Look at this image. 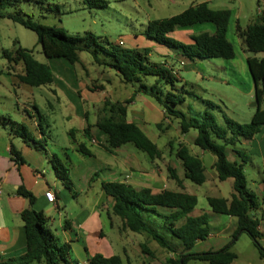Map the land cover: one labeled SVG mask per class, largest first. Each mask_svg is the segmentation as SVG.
Here are the masks:
<instances>
[{
	"label": "rangeland",
	"instance_id": "rangeland-1",
	"mask_svg": "<svg viewBox=\"0 0 264 264\" xmlns=\"http://www.w3.org/2000/svg\"><path fill=\"white\" fill-rule=\"evenodd\" d=\"M105 1L108 2L107 8L90 9L84 4V0H22L17 7L8 9L5 12L13 13L21 10L35 22L43 26L61 29L70 36L83 37L87 33H92L96 37L101 38L102 43L108 41L111 44L120 45L119 42H123L125 47L130 46L133 42L138 43L141 47L139 48L140 50L146 48L151 50V60L153 62H170L167 67L173 68L174 76L182 79V81L179 80L176 83V86L178 90H184L185 102L178 109L187 118L198 119L201 114L208 111L215 117L217 124L222 127L226 125V119L239 124H247L251 121L250 114L256 109L252 107L255 102V86L247 66V58L262 59L264 58V53L254 54L247 52L245 44L237 35L236 27L237 24L242 28H246L251 24L262 23L263 17L260 14L263 13L264 15V0ZM206 2L214 10H231L232 18L227 37L234 47L235 59H197L191 66L184 67L180 62L172 61L169 58L170 56L162 58L157 52V44L145 35L148 23L176 16L193 5ZM190 29H193L197 34L215 31L213 24H199ZM14 41H16L15 44H13ZM17 42L19 46L32 50L39 62L48 64L55 76H62L59 68L62 64H67L68 67L74 68L80 80L87 85L89 84V87H93L94 90H92L100 96L99 98L103 99V102L105 101L104 99H109L112 102H125L135 92V88L132 85L122 83L115 71L106 66L96 64L90 52H80V63L76 65H70V63L62 59L46 58L42 53V45L38 44L37 36L33 31L15 24L9 19H0V69L5 71L0 76L2 84H5L0 86V113L4 106L7 111L11 112L4 116H9L18 123H22L20 120L21 115L29 119V115L23 110V102L26 100L21 98L19 101V112L11 106L14 98L11 95L10 78L7 76L6 70L12 73H19L23 71V66L13 64V68L10 69L8 62L2 57V50H14L17 47ZM165 50L171 53L168 49ZM98 57L101 61H110L108 56L103 53H100ZM148 80L150 84L154 81L151 77ZM99 84L104 85L106 92L102 90V86ZM49 89V87L32 88L29 113L32 114V110H35L33 105L35 102L33 101H36L38 116L42 120L45 139L47 140L46 142L42 141V145H45L44 150L49 153L50 158L57 155L69 168L72 162L75 166L83 163L88 158L78 151V146L84 143L90 151L96 152L99 162L113 164L118 157L119 160L122 159L131 163L136 169L143 168L150 171L153 168V161L146 153L136 149L133 144H127L122 147L116 156L107 152L98 144L90 143V138L85 136L81 129L83 124H95L96 114L94 109L92 107L88 108L89 117L87 120L82 121L80 117H76L70 110H66L62 103L58 105L55 102L56 97L60 95L58 90V94L55 96L54 92ZM54 89H57V86ZM158 106L161 111L162 108L160 105ZM150 114L145 115L146 119L152 125L155 134L159 136L155 138L154 142L163 151V158L159 160L158 170L156 171L159 182L158 189L161 191H184L195 195L198 199V204L192 216L197 217L207 214L211 233L213 236H220L224 240L219 241L215 237L207 239L199 242L191 252L197 254L208 253L217 251L220 245H222L221 249H223L232 244L230 251L236 254L237 258L231 264H264V257H262L253 239L247 233L240 234L234 242L233 236L236 231V224L232 223L231 220L236 222L235 218L210 213L211 209L207 198L230 199L234 181L232 179L220 181L218 178L213 177L215 171L211 170L209 161L215 157L210 153H206L203 158L201 155L202 150L194 145V139L197 137L198 131L192 129L187 135H182L179 125L180 120L172 118L166 120L165 117L162 120V130L158 131L155 123L160 122V120L155 118V115L152 116ZM8 129H0V153L5 150L6 142L13 138L10 136ZM71 129L74 130V137L67 133ZM7 136H9L8 139ZM258 140L264 142V133L258 135ZM180 143L185 144L193 155L203 159L207 178L204 184L197 185L184 178L182 165L176 157ZM249 150L244 141L240 140L235 146L227 148V154L230 158L232 156L236 157L239 162L241 160L235 152H243L248 156V162L244 167L248 189L258 194L260 186L264 185V161L261 156L251 155ZM168 168L175 169L178 176L184 180V189L179 188L177 183L170 178ZM102 175L103 173L101 172L98 176H94L91 188L87 193L75 195L73 189L72 192L67 193L66 200L63 202L64 208L61 211L62 216L59 217L58 213L50 216L51 219L56 220L54 225H51L48 221L49 227L55 235H63L60 221L64 224L68 221L74 225L85 217L83 209L90 207L97 200L96 195L100 192V178ZM252 215L260 222V242L264 248V205L260 209L253 211ZM142 216L145 220L150 217L151 224L167 239L168 243L175 249V252L161 248L146 234L139 235L130 232L117 217H114L115 221L111 223L105 213L103 215L104 231L110 233L112 225L113 231L119 236L121 243L124 242L120 247L113 245L115 254H117L113 256L122 257L125 264H172L171 261L177 262L183 254L189 253L184 252L181 242L167 231L163 225L164 218L158 217L153 213H142ZM94 225V220H90L86 228L90 229ZM49 227L47 225V228ZM65 234H67L68 239H73L70 259L75 264H81L79 257H81V254H85L83 247L78 248L77 252L75 248L73 249V247L77 246L75 235L68 230H66ZM93 238L90 241L92 245ZM142 246H146L150 254H145ZM187 264L209 263L200 260H189Z\"/></svg>",
	"mask_w": 264,
	"mask_h": 264
},
{
	"label": "trees",
	"instance_id": "trees-1",
	"mask_svg": "<svg viewBox=\"0 0 264 264\" xmlns=\"http://www.w3.org/2000/svg\"><path fill=\"white\" fill-rule=\"evenodd\" d=\"M21 1L0 0V18L9 19L33 31L37 36L38 44L42 45V53L46 58L63 59L71 65H76L80 63L79 53L88 51L94 57L96 64L115 71L122 83L132 85L135 94L153 98L163 109L166 119L180 120L182 135H187L192 129L198 131L194 145L215 157L214 170L218 179L234 181L230 199L207 198L212 213L235 218L237 223L234 242L240 234L247 233L264 257V248L260 242V222L252 215L253 211L264 205V190L259 196L248 189L244 172L249 159L246 154L235 152L241 162L230 161L227 154L229 146H235L240 140H254L264 128V58H247V66L255 86V100L258 102L251 121L247 124H239L226 119V125L222 127L208 111L201 114L198 119H189L178 109L185 102L184 90H178L176 86L179 79L165 63L151 60L150 49L128 48L108 41L102 43L101 38L92 33H87L83 37L70 36L61 29L35 22L21 10L13 13L5 12L17 7ZM84 4L90 9L108 7V2L105 0H84ZM231 18L232 12L228 9L214 10L207 2L200 3L176 16L149 22L145 35L159 47L168 49L191 62L197 59L234 60L236 53L227 37ZM199 24H213L214 33L203 32L192 35L188 43L170 37L176 30L190 29ZM236 32L245 44L247 52L264 53V19L262 23L251 24L246 28L237 25ZM100 53L107 55L110 61H101L98 57ZM2 57L9 63L10 69L13 68V64L23 66V74L18 75V78L29 87L41 88L53 85L55 76L51 67L39 62L32 50L19 46L18 42L14 50H3ZM150 77L154 80L151 84L148 80ZM131 101L132 99L114 103L106 101L96 112L95 124L87 123L84 129L85 136L89 137L91 129L96 128L107 136L104 148L111 154L127 144H133L136 149L146 153L153 162L161 160L163 151L137 124L128 121L127 107ZM87 118L86 114V120ZM162 125V122L158 124L159 130H162ZM1 128H9L10 136L21 138L44 151L42 142L36 140L26 124L18 123L9 116L0 115ZM38 131L45 135L44 128L40 124ZM71 136H75L74 132H71ZM169 145L172 146L171 143ZM78 151L85 156H92V152L84 143L78 146ZM11 155L16 161L20 160L19 152L12 144ZM176 157L182 165L185 179L197 185L206 182L203 161L199 156L193 155L185 144L180 143ZM50 161L57 177L69 191H72L70 169L57 155L51 157ZM168 171L170 178L179 188L184 189V180L178 176L177 171L173 168H168ZM101 189L114 201L112 213L122 221L127 230L135 234H146L161 248L175 252L167 239L151 224L150 217L145 220L142 213H153L164 218L163 225L167 231L181 242L184 252H189L183 254L177 262L171 261L172 264H187L189 260L206 261L209 264H231L237 258L236 254L230 251L232 244L215 252L202 254L191 252L197 242L206 240L211 234L207 214L197 217L191 215L198 204L195 195L170 190L159 193H154L150 189L137 190L126 182H102ZM18 193L30 203V207L20 215L26 234V252L16 258L0 260V264H75L70 259L71 245L61 242L58 236L47 228L48 218L44 213L33 208L34 196L23 188H20ZM142 250L145 254H150L146 246H142ZM90 264H124V261L120 256L107 258L96 254L90 259Z\"/></svg>",
	"mask_w": 264,
	"mask_h": 264
},
{
	"label": "crops",
	"instance_id": "crops-1",
	"mask_svg": "<svg viewBox=\"0 0 264 264\" xmlns=\"http://www.w3.org/2000/svg\"><path fill=\"white\" fill-rule=\"evenodd\" d=\"M260 15L261 17H263L262 19H264L263 13H261ZM207 32H209L210 34L214 33L213 31ZM192 35H197V33H195L193 29H184L176 30L173 34L170 35V37L188 43ZM15 42L16 41H14L13 44H15ZM130 46L138 49L141 48L138 43L134 42L131 43ZM157 52L162 58L170 56L169 58H171L172 61L176 60V62H180L184 67L191 66L192 63H195V61H188L176 55V53H169L167 52V50L159 47L158 45ZM48 60L50 61V59ZM162 62L165 63L166 66L170 65V62ZM59 68L62 72V76L58 77L54 75L55 80L53 85L49 87V90H52L55 96L58 94V90L60 92V95L56 97L55 102L58 105H61L62 103L66 110H70L72 114L76 115V117H80L82 121L86 120V114L89 117L90 113L88 111V108L92 107L96 114L97 110L101 108L106 101L112 102L109 99H104L105 101L103 102V99L99 98L100 96L93 91V87H89V84L87 85L80 80L74 68L68 67L67 64H62V66H60ZM4 73L5 71L0 69V76ZM6 74L10 78V91L12 90L11 95L14 98L11 106L13 108H16V111L19 112V101L21 100V98L26 100L23 102V110L29 115V119L21 115L20 120L22 123L26 124L29 127L36 140L40 142H46L47 140L45 139V135L40 134L38 131L39 124L42 126V128L44 127L42 125V120L38 116L39 112L36 107V101H33L35 102L33 103L35 110H32V114L29 113L32 88L19 80L18 75L23 74V71H20L19 73H12L6 70ZM178 79L182 81L180 77ZM4 85L5 84H2L0 80V86ZM99 85H101L102 90L106 92L104 85ZM55 86H57V89H54ZM128 99H132L131 103L128 104L127 107L128 121L137 124L139 128L147 135V137L154 142L155 138H158L159 136L155 134V130L153 129L152 125L148 123L145 115L151 113L150 115H155V118H159L160 122L155 123V126L158 129V124H160L165 117L163 109L160 111L158 109L159 104L153 98L148 96L133 93V95L128 97ZM9 113L11 112L7 111V109L3 106L0 115H8ZM254 113L255 111L250 114V120L252 119ZM85 128L86 125L83 124L81 129L83 133ZM158 131L161 130L158 129ZM71 132H74V130L71 129L67 133L71 135ZM261 133H264V128L261 129L258 135H260ZM258 135L254 140L244 141V143L246 147L250 149L249 153L251 155L261 156L264 161V142L258 140ZM8 137L9 136H7V139ZM89 138L90 143H96L103 149H105L104 145L106 143L107 136L104 133L96 128H92ZM11 144L14 145L15 149L19 152L20 160L18 161H16L15 158L11 155ZM5 146V150L1 151L0 153V260L3 261L19 257L26 252V234L24 223L20 215L24 210L30 207V203L28 199L22 197L18 193L20 188H23L34 196L35 200L33 208L37 211L43 212L44 215L48 218V221L51 225H54L56 223V220L51 219L50 216H54L57 213L59 214V217L62 216L61 211L64 208L63 202L64 200H66V195H68L67 193L72 192L69 191L65 187L63 182L57 177L53 164L50 161V155L46 150H40L34 147L31 143H28L23 139L16 137L9 139V141L6 142ZM43 147H45V145H43ZM120 150L121 149H118L113 154L117 156ZM96 155V152H92V156H87L88 159L76 166L75 164H73V162L70 163V168H68L70 169V179L73 184L75 195L87 193L91 188L94 176H98L101 172L103 173V175L100 178V183L126 182L132 184L137 190L150 189L154 193L161 192V190L158 189L159 182L156 175L159 160H155L153 162V168L148 171L143 168L136 169L135 166L131 165V163L126 162L122 159H120V161L118 157L117 161L113 164L108 162H99ZM201 155L204 158L206 156V152L202 151ZM228 159L232 162L237 160V158L234 156H232L231 158L228 157ZM201 160L203 161V159ZM215 161V158L209 161V166L213 171H215ZM213 177L218 178L216 172L215 174L213 173ZM47 190L54 191L56 195L55 204H50L46 201L44 193ZM259 190L260 191L258 195L261 196L263 194L264 185H261ZM96 196L97 200L94 202V204L83 209L85 217L80 222L72 225L68 221H66L65 224L60 221L63 235H58L59 240L63 243H69L71 245L73 243V239H68L67 234H65L66 230L71 231V233L75 235V241L77 245L76 247H73V249L75 248V250H77L78 252V248L83 247L85 251V254H81V257H79V259H81V264L90 262V259L96 254H101L107 258L112 257L113 255H117L115 254L113 245L120 247V245H123L124 243H121L119 236H117V234L113 231L112 225V231L110 233H106L104 231L103 215L105 213L109 217L111 223L115 221L114 217L116 216L112 214L114 201L104 194L101 189V185L100 192L97 193ZM210 213L213 214L212 211ZM90 220H94L95 225L92 228L87 229L86 225ZM48 221L47 225L49 227ZM231 221L232 223H237V221ZM49 229L51 230L50 227ZM213 237H215V239H218L219 241H224L222 237L213 236L212 233L207 239H211ZM92 238L93 245L90 243ZM199 242H197L196 245ZM218 248V250H220L222 248V245H220Z\"/></svg>",
	"mask_w": 264,
	"mask_h": 264
},
{
	"label": "built area",
	"instance_id": "built-area-1",
	"mask_svg": "<svg viewBox=\"0 0 264 264\" xmlns=\"http://www.w3.org/2000/svg\"><path fill=\"white\" fill-rule=\"evenodd\" d=\"M119 44L121 46H123V42H119ZM44 197H45V199H46V201L48 203H50V204H55L56 203V195H55V193H54L53 190H47V191H45ZM83 264H90V262H85Z\"/></svg>",
	"mask_w": 264,
	"mask_h": 264
},
{
	"label": "water",
	"instance_id": "water-1",
	"mask_svg": "<svg viewBox=\"0 0 264 264\" xmlns=\"http://www.w3.org/2000/svg\"><path fill=\"white\" fill-rule=\"evenodd\" d=\"M127 47L129 48L130 46ZM257 106H258V102L255 100V102L252 104V107L256 108Z\"/></svg>",
	"mask_w": 264,
	"mask_h": 264
}]
</instances>
